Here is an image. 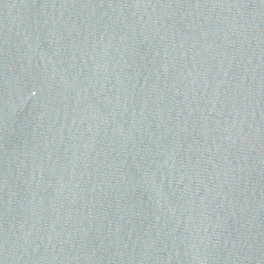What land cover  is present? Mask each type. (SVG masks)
<instances>
[{
    "label": "water",
    "instance_id": "1",
    "mask_svg": "<svg viewBox=\"0 0 264 264\" xmlns=\"http://www.w3.org/2000/svg\"><path fill=\"white\" fill-rule=\"evenodd\" d=\"M0 264H264V0H0Z\"/></svg>",
    "mask_w": 264,
    "mask_h": 264
}]
</instances>
